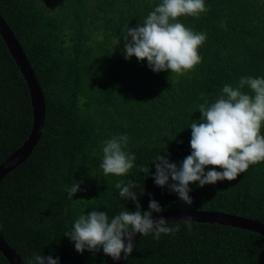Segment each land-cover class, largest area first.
Returning <instances> with one entry per match:
<instances>
[{
	"label": "trees",
	"instance_id": "trees-1",
	"mask_svg": "<svg viewBox=\"0 0 264 264\" xmlns=\"http://www.w3.org/2000/svg\"><path fill=\"white\" fill-rule=\"evenodd\" d=\"M159 3L0 0V14L45 100L36 146L0 182V232L25 264L35 253L59 257V264H107L110 257L102 249L78 253L64 234L74 218L93 209L109 217L124 208L134 211L133 202L118 195L119 180L142 185V211L151 198L163 211H219L264 224V162L250 165L233 181L190 183L191 206L167 186H156L151 175L156 155L168 153L169 161L179 165L190 154L189 126L200 118L202 93L211 102L225 84L264 77V0H205L209 11L179 17L186 27L207 33L198 49L202 61L183 75L154 73L146 60L124 59L127 27L142 23ZM243 91H249L247 86ZM31 126L26 81L0 36V163L23 144ZM117 134L128 135L135 166L126 176H104L102 141ZM147 165L146 177L139 166ZM79 181L82 190L69 199L65 187ZM177 224L178 232L161 234L159 240L141 236L123 264H264L263 235L217 223L190 222V228L181 221L169 223ZM0 264H9L1 252Z\"/></svg>",
	"mask_w": 264,
	"mask_h": 264
},
{
	"label": "clouds",
	"instance_id": "clouds-1",
	"mask_svg": "<svg viewBox=\"0 0 264 264\" xmlns=\"http://www.w3.org/2000/svg\"><path fill=\"white\" fill-rule=\"evenodd\" d=\"M207 11L205 0H160L142 23L127 27L122 36L124 59L146 60L147 67L154 73L170 71L183 75L193 70L202 61L198 49L206 41L207 33L186 27L178 18L198 17ZM246 86L248 92L243 91ZM201 99L204 102L198 105L200 118L189 126L190 154L179 165L169 161L168 153L156 155L152 160L155 172L151 175L155 185L167 186L169 192L177 194L186 206L193 203L189 195L192 191L190 183L203 187L218 181H233L250 165L264 162V135L261 134L264 127V77H241L236 86L225 84L214 101L210 102L203 93ZM128 141L127 134L113 135L102 141L99 168L104 176H126L133 169L136 156L127 150ZM217 168L222 170L217 171ZM139 171L146 177L150 175L148 165L139 166ZM82 182L65 187L69 199L82 190ZM115 188L122 200L133 202L135 210L124 208L109 217L106 211L93 209L74 218L71 230L64 236L74 243L78 253L102 249L104 255L118 261L121 253L126 259L133 252L136 234H152L153 239L159 240L161 234H174L180 230L179 224L172 227L163 216L153 218V213L164 210L156 200L150 198L148 210H141L138 202V191L143 195L141 184L119 180ZM181 221L191 227L190 220ZM28 264H59V257L53 259L51 255L35 253Z\"/></svg>",
	"mask_w": 264,
	"mask_h": 264
},
{
	"label": "water",
	"instance_id": "water-1",
	"mask_svg": "<svg viewBox=\"0 0 264 264\" xmlns=\"http://www.w3.org/2000/svg\"><path fill=\"white\" fill-rule=\"evenodd\" d=\"M0 36L5 43L9 54L20 69L24 80L26 81L32 107V126L28 137L23 144L7 159L0 163V182L19 165H21L32 153L36 146L44 126L45 119V100L43 92L40 88L35 72L18 42L15 34L8 26L4 18L0 14ZM163 216L169 223H176L183 220L197 223H217L223 226L248 230L256 232L264 236V224L250 218L227 214L219 211H198V210H173L156 213L153 218ZM183 222V221H181ZM140 234H136L134 242L140 238ZM0 252L9 264H25L21 257L6 242L0 232ZM125 261L123 253L121 259L114 261L111 257L107 264H123Z\"/></svg>",
	"mask_w": 264,
	"mask_h": 264
}]
</instances>
